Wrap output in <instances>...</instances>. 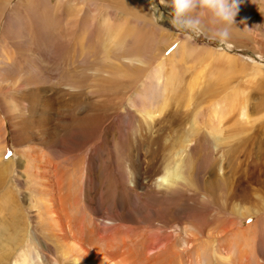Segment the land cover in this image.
<instances>
[{
  "label": "rangeland",
  "instance_id": "1",
  "mask_svg": "<svg viewBox=\"0 0 264 264\" xmlns=\"http://www.w3.org/2000/svg\"><path fill=\"white\" fill-rule=\"evenodd\" d=\"M16 1L0 15V264H77L80 246L100 259V236L124 239L137 264H264V0L239 3L228 40L194 34L185 47L197 55L168 59L178 34L163 0H127L125 13L119 0H89V17L107 13L128 40L106 48L123 70L108 84L95 34L89 66L75 58L83 30L73 24L58 53L50 18L61 8L74 20L75 1L26 0L34 37ZM30 153L52 162L58 189H43ZM171 172L172 184L161 180Z\"/></svg>",
  "mask_w": 264,
  "mask_h": 264
},
{
  "label": "bare ground",
  "instance_id": "2",
  "mask_svg": "<svg viewBox=\"0 0 264 264\" xmlns=\"http://www.w3.org/2000/svg\"><path fill=\"white\" fill-rule=\"evenodd\" d=\"M36 1H42V0H36ZM73 1L76 2V5L77 6L79 5L78 6L79 7L78 9L75 8L77 11L74 12L75 13V15H74L75 16V19L74 20H71L70 21L69 19L66 18V16L64 14H61L60 13L61 8L58 9L59 10L58 11L59 17H57L56 16L57 14H56L53 18H50V20H52L51 23H52V26H53L55 35L58 38V44H59L58 45V53H59V55H62V54H64L66 52V43L68 41V36L62 32V29H63L64 25L65 24H73V29H74L73 35H75L78 30H80V29L83 30V33H82V36H81V43L75 49V58L77 60H79L80 67H84V66L87 67V66H89L90 63H91V61H92V59H93V57H94L95 51H96L95 50V47L99 46V45H96L95 47H91V50L89 49L90 46L88 45V40L90 39V34L91 33H94L97 37H99L101 39L102 44L103 43L107 44L106 47H102V48H98L97 47V49L102 50V52H103L102 57H103V59L106 62V65H105V67H106L105 76L106 75L108 76V77H104L103 79L108 84L110 82V80H111V78H109V75L110 74H113L114 75V73H115L116 70L119 71V76H122V74H123V70L121 69L120 66L113 65V63H109V62L110 61L112 62V60H114V58L113 59H110L111 57H115V53L114 52H116L118 49L121 50V47L122 48H124L125 46L129 47L127 45V43L124 42L127 39L125 38L124 33L123 34L121 33V31H120L121 28L120 27L117 28V29H110L109 26H106L104 24V21H106L107 19H109V18H106L105 17V15H107L106 13H99V16L100 17L98 19L95 18L97 21H95L94 17H92V18H91V16L89 17L88 14L89 13H92V11H93V9H91V6H88L87 5V2L90 3L89 0H73ZM119 1L121 3L119 5H120V7H122L121 12L122 13H125L124 12V8L127 6V0H119ZM8 3H9V0H1V3H0V15H1V12L4 10V8L6 7V5ZM26 3H27L26 0H17L15 2L14 6H13V12H14L16 18L18 19V22H20L23 25V33H25L24 36H27V34H29L28 37H34L35 36V30H34L33 25H26V22L23 24L22 23L23 22L22 21V18L25 20L26 19V14L25 15H22L20 13V11H19V9L21 8V6H23ZM91 3H93V1H91ZM73 4L75 5V3H73ZM55 8L57 9V5L56 4H55ZM77 12H79V14ZM14 14H10L9 18L7 19L8 20V23H7L8 25H10L12 23V21H13V15ZM42 19H44V14H37L36 17H35V19H33V21H32L31 24L38 23ZM123 21H124V19H123ZM154 24L153 23L151 24V30H155L156 29L155 26H154ZM57 27L58 28L60 27V31L57 30ZM157 33H160V34L166 33L168 35V32L165 31L162 26L159 27V32L157 31ZM37 35H41V33H37ZM161 37H159V38H161ZM152 39H155V38H152ZM152 39L149 41L148 44H151ZM175 39H176V37L174 39H172L170 42H168L167 45L164 47L163 51L165 49H167V47L173 41H175ZM136 40H138V39L137 38L131 39V41H132L133 44H134V41H136ZM110 41H112V42L110 43ZM127 42H128V40H127ZM188 44H190V43H188ZM108 45L110 46L109 50L111 49V51H114L113 54H110L109 50L106 49V48H108ZM125 50H127V49H125ZM149 51H152L154 53V51H153V49L151 47H149ZM149 51H146V53L149 52ZM191 51H193L194 56L197 55V53H198V51L196 50V48H190L189 47L186 50V47L183 44H181V46H179V47L176 46V48L171 52V53H174V54L168 55L167 56V59L169 57H173L175 54H180V53L182 54L184 52L189 53ZM228 57H231V56H228ZM131 64H132V61H129L128 64H127V67H128L129 70H131V68H133V64H132V66H131ZM124 74H125V71H124ZM108 87H109V85H108ZM102 90L103 89H99L98 90V88H95L94 91H93V93L96 94L98 91H102ZM104 93H107V92L105 91ZM104 93H103V95H104ZM93 121H94L95 124L97 123V121L95 120V118L93 119ZM38 122H40V121H38ZM0 140H1V138H0ZM35 152L38 154V152L36 150H35ZM0 153H1L0 154V157H2L4 155V148L2 147V140H1V144H0ZM36 153H35V155L33 154L34 156L32 155V153H30L31 160L38 161V162H35L37 164H35V167L33 166V169H36L37 168L38 171H41L42 173H44V174L40 173L43 180H39L38 182L39 183H42L43 189L49 188L48 191L52 190L53 188L58 189V187H60L59 181L61 179H60V176H59L58 173H54L55 171H52L53 170L52 162H44L43 163L40 160V157L41 156L38 157L40 154L36 156ZM23 156H25V155H23ZM30 158L28 160H30ZM32 165H34V163H32V161H30V163L27 164V166H29V168ZM51 168H52V170H51ZM51 172L53 173V176L56 178V180L55 179L51 180L49 178V174ZM30 173H32V172H30ZM174 177H175L174 172H171V173L163 176L161 178V180L162 181L168 180L169 184H172V180H173ZM41 189H42V187H41ZM43 191L44 190H41V192H43ZM44 192H46V191H44ZM55 221H56V219H55ZM58 224H59V222H58ZM59 229L61 231H64L62 229V226H59ZM73 229H74V227L71 228L72 233H73ZM82 231L83 230H80L79 231V234H82ZM65 234H66L65 231L62 232V235H63L62 240H64V241L66 240ZM72 237H74V235H72ZM192 237H194V239H196V240L198 239V237L196 235H193ZM98 239H99V241L101 240L102 243H103V247L102 248L98 246L99 244L98 245L97 244H91V245L93 246V248L95 249L96 252L102 253L100 255L101 256L100 257L101 262H100V259L97 256V255H99L98 253H91L84 246H80V250H81V253L82 254H80V253L75 254V256H77V257H73V259L76 262L79 260V263H81V260L80 259L88 260L91 256H94L95 257L94 264H137L135 262V260L133 259L132 255H131L132 254L131 253V249H130L131 245L129 246V244H127L124 241V239H118L119 241L121 240L120 242L117 239H113V238L110 239V240L105 239L103 236H100ZM189 240H191V239H189ZM173 247H174V245H173ZM113 248H115V249H113ZM119 249H121L122 251H119ZM173 252L174 251L172 250L171 253L173 254ZM137 254H138V252H137ZM196 254L199 257L198 251H197ZM202 254L203 253L201 252V255ZM177 255H178V253H177ZM200 257H202V256H200ZM203 257H204V255H203ZM22 264H37V260L36 259H33V257H32V261L29 262L26 258H23Z\"/></svg>",
  "mask_w": 264,
  "mask_h": 264
},
{
  "label": "clouds",
  "instance_id": "3",
  "mask_svg": "<svg viewBox=\"0 0 264 264\" xmlns=\"http://www.w3.org/2000/svg\"><path fill=\"white\" fill-rule=\"evenodd\" d=\"M239 3L242 0H163V5L170 10L168 23L178 34V47L187 46L188 37L194 34L210 35L221 42L228 40L232 30L237 29L234 17Z\"/></svg>",
  "mask_w": 264,
  "mask_h": 264
},
{
  "label": "crops",
  "instance_id": "4",
  "mask_svg": "<svg viewBox=\"0 0 264 264\" xmlns=\"http://www.w3.org/2000/svg\"><path fill=\"white\" fill-rule=\"evenodd\" d=\"M9 5H10V2L6 5V7H8ZM6 7H5V8H6ZM106 14H107V13H106ZM9 16H10V13H9ZM9 16H8V18H9ZM121 19H124V20H125V18H121ZM121 19H119V20H121ZM109 20H110V19H107L106 21H104V24H105L106 26L111 27V26H110V23L108 22ZM122 21H123V20H122ZM162 27H163V29H164L165 31H167L166 28H165L164 26H162ZM167 32H169V31H167ZM91 34H94V33H91ZM91 34H90V35H91ZM173 42H175V41H173ZM165 50H166V49H165ZM163 52H164V51H163ZM163 52H162V53H163ZM171 54H174V53H171ZM176 55H178V54H175L173 57H175ZM166 58H167V57H166Z\"/></svg>",
  "mask_w": 264,
  "mask_h": 264
}]
</instances>
